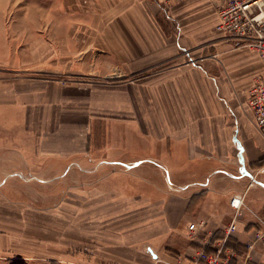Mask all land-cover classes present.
<instances>
[{
	"label": "crops",
	"instance_id": "crops-1",
	"mask_svg": "<svg viewBox=\"0 0 264 264\" xmlns=\"http://www.w3.org/2000/svg\"><path fill=\"white\" fill-rule=\"evenodd\" d=\"M85 2L0 3V195L79 169L102 193L104 260L132 251L166 264L223 238L239 193L226 244L243 258L264 228V187L236 167L264 183V131L246 93L264 70L257 53L215 28L217 0ZM7 242L0 233V252ZM249 255L264 264V240Z\"/></svg>",
	"mask_w": 264,
	"mask_h": 264
},
{
	"label": "rangeland",
	"instance_id": "rangeland-1",
	"mask_svg": "<svg viewBox=\"0 0 264 264\" xmlns=\"http://www.w3.org/2000/svg\"><path fill=\"white\" fill-rule=\"evenodd\" d=\"M1 2L6 3L8 0ZM108 77L117 76L112 74ZM25 126V131L32 127L29 122ZM236 167L238 177L240 173L245 174L250 182H257L264 187L260 179L247 174L245 167ZM6 168L9 169L0 166V179ZM50 173L44 172V176ZM94 179L90 177L87 186L80 179L79 169L75 168L67 178L55 177L50 180L51 184L48 180H22L24 186L18 188L19 192L13 193L11 200L0 195V205L7 206L0 210V233L8 234L9 240L8 248L0 252V264H141L140 253L132 251H128L129 255L123 261L104 260L103 244L99 243L104 224L98 223V216L103 211L98 196L102 193L97 195V188L92 182L96 181ZM3 192L7 194V188H3ZM6 214L9 215L7 220L4 217ZM132 256L134 259L130 261ZM146 257L150 259L151 256Z\"/></svg>",
	"mask_w": 264,
	"mask_h": 264
},
{
	"label": "built area",
	"instance_id": "built-area-1",
	"mask_svg": "<svg viewBox=\"0 0 264 264\" xmlns=\"http://www.w3.org/2000/svg\"><path fill=\"white\" fill-rule=\"evenodd\" d=\"M163 6L177 0H157ZM217 21L215 28L225 34H230L245 40V45L253 49L264 67V0H217ZM247 102L252 111L255 126L264 131V70L247 87ZM264 171V164L257 168ZM251 174V172H250ZM233 209V217L225 228L223 238L210 244V237L203 246L194 248L189 254H174L166 264H247L250 251L255 242L264 240V228L255 229L253 236L246 243L247 252L243 258L234 247L228 246L229 235L236 230V218L242 214L245 206L243 195L234 193L229 200ZM257 221L262 220L256 216ZM204 222H189L187 225L189 239H195L196 233Z\"/></svg>",
	"mask_w": 264,
	"mask_h": 264
}]
</instances>
